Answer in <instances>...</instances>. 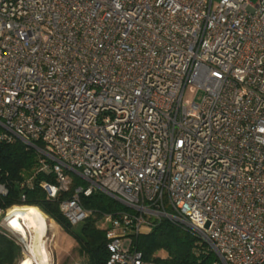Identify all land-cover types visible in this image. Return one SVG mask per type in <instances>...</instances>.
<instances>
[{
    "label": "built area",
    "instance_id": "obj_1",
    "mask_svg": "<svg viewBox=\"0 0 264 264\" xmlns=\"http://www.w3.org/2000/svg\"><path fill=\"white\" fill-rule=\"evenodd\" d=\"M15 139L54 174L49 198L85 181L59 205L71 226L82 195L127 208L98 220L106 264H156L133 238L160 219L219 264H264V0H0V141ZM16 207L0 215L24 253Z\"/></svg>",
    "mask_w": 264,
    "mask_h": 264
},
{
    "label": "trees",
    "instance_id": "obj_2",
    "mask_svg": "<svg viewBox=\"0 0 264 264\" xmlns=\"http://www.w3.org/2000/svg\"><path fill=\"white\" fill-rule=\"evenodd\" d=\"M36 144L40 146L41 143ZM41 159L42 156L34 148L19 140L0 141V183L6 188V193L0 196V208L34 206L53 219L60 231V241L63 242L57 248L61 258L59 262L67 263L62 261L63 252L72 245L70 248H76L80 261L106 264L108 251L105 229L99 226L98 220L104 213L127 208L103 193L82 195L81 204L91 214L74 229L60 211L59 205L63 199L71 196L77 185L85 186L86 183L79 177H73L67 191H60L54 199L49 198L42 183L46 181L54 184L55 178L52 172L40 169ZM133 243L144 260L156 264H219L217 256L205 242L189 229L167 219L156 220L151 232L134 237ZM21 252L16 239L0 226V264H16Z\"/></svg>",
    "mask_w": 264,
    "mask_h": 264
},
{
    "label": "rangeland",
    "instance_id": "obj_3",
    "mask_svg": "<svg viewBox=\"0 0 264 264\" xmlns=\"http://www.w3.org/2000/svg\"><path fill=\"white\" fill-rule=\"evenodd\" d=\"M200 96H201L200 93H196V94L187 93L185 95V97L188 99H193V98L199 99ZM66 176L69 179H71L74 175L70 172H66ZM40 212L42 214L40 213L39 215L38 213L37 214L35 213L36 216L34 215L35 217H33V222L35 223L37 228H35V231L31 232L29 237L30 241L33 242V244L35 243L34 245L37 251L35 253V256L37 257V261L35 264H63L61 261L59 262L61 258L57 252V248L63 244V242L60 241V236H58L59 235L58 232H60L59 229H57L58 225L57 228H55V223H53L52 221L49 222L41 210ZM3 217H4L3 215H0V226L5 228L6 226L4 224ZM78 224L72 227L76 229ZM49 228L53 229V231H50ZM15 235L19 237L21 236L25 244L29 246L28 240L24 238L22 234L17 235V233H15ZM127 245H128V238L125 239V247H127ZM71 246H67L66 249L64 250L63 254L65 256L63 255L64 260L62 258V261L67 262L66 264H86L85 262L80 261L78 259L79 256L76 252V248L75 247L70 248ZM29 253H30V249L28 247L27 250L25 249L24 253L21 252V257L18 259L16 264L21 263L23 259L29 255Z\"/></svg>",
    "mask_w": 264,
    "mask_h": 264
},
{
    "label": "bare ground",
    "instance_id": "obj_4",
    "mask_svg": "<svg viewBox=\"0 0 264 264\" xmlns=\"http://www.w3.org/2000/svg\"><path fill=\"white\" fill-rule=\"evenodd\" d=\"M11 216L7 218L8 224L14 229L19 231L23 235L24 238L28 240L30 253L27 257L23 259V261L19 264H35L37 261V257L35 256L36 247L35 243L30 241L29 237L32 231H35L37 226L33 222V217H35V213L40 215V210L34 206H21L16 207L11 211ZM42 214V213H41ZM35 215V216H34Z\"/></svg>",
    "mask_w": 264,
    "mask_h": 264
}]
</instances>
